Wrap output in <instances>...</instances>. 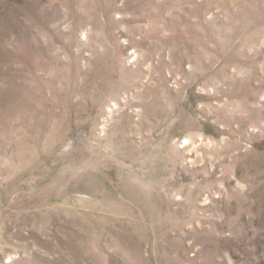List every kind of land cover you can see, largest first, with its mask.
<instances>
[{
    "label": "rangeland",
    "instance_id": "rangeland-1",
    "mask_svg": "<svg viewBox=\"0 0 264 264\" xmlns=\"http://www.w3.org/2000/svg\"><path fill=\"white\" fill-rule=\"evenodd\" d=\"M0 264H264V0H0Z\"/></svg>",
    "mask_w": 264,
    "mask_h": 264
}]
</instances>
